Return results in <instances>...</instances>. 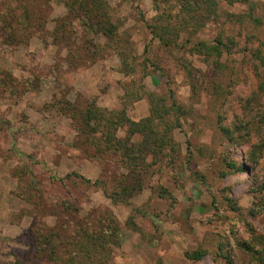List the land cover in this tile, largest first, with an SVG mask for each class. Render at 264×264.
<instances>
[{"label":"rangeland","instance_id":"rangeland-1","mask_svg":"<svg viewBox=\"0 0 264 264\" xmlns=\"http://www.w3.org/2000/svg\"><path fill=\"white\" fill-rule=\"evenodd\" d=\"M106 1L117 27L114 39L82 33L75 21L65 27L66 44L48 33L37 36L38 30L26 42L0 43V264L78 259L64 240L78 232L71 218L75 211L93 213L88 222L102 229L109 253L105 264H264V66L254 57L256 50L264 55V0H214L216 16L191 35L181 31V45L168 48L152 37L148 24L168 15L179 20L178 0ZM6 2L0 0V12ZM28 5L39 14L37 21L45 19L48 32L56 18L67 14L58 0ZM16 7L12 13L18 15L22 11ZM188 36L191 43L210 44L219 36L231 50L205 59L191 49ZM117 51L127 53V67ZM122 67L134 71L125 74ZM168 88L183 111L179 126L172 108L155 116L156 133L166 136V144L157 143L147 156L150 167L143 171L142 188L128 196L123 188L133 179L126 183L119 176L126 173L125 148L116 147L113 156L91 157L94 150L82 142L85 135L72 118L77 111L64 110L62 102L76 104L77 110L125 108L130 119L139 121L151 113V105L156 108L148 92L162 99L160 115L161 105L171 107ZM115 135L124 139L125 128ZM141 139L131 136L136 144ZM228 162L246 170L229 168ZM25 164L27 180H36L41 194L33 188L31 201L22 197L15 176ZM71 172L90 182L59 181ZM103 208L111 213L99 218ZM54 224L64 229L65 244L56 247L55 255L46 248L36 252L28 237H35L39 226ZM198 250L204 251L199 260L185 256Z\"/></svg>","mask_w":264,"mask_h":264},{"label":"trees","instance_id":"trees-1","mask_svg":"<svg viewBox=\"0 0 264 264\" xmlns=\"http://www.w3.org/2000/svg\"><path fill=\"white\" fill-rule=\"evenodd\" d=\"M29 1L30 0H7L6 4L8 6L6 5L7 7L0 12L1 44L8 46L16 45V43H19L21 40L24 42V38L32 35L33 30H38L36 33L37 36H42L48 33L58 44H66L68 37L65 27L67 24L69 26L73 25L75 21H77L82 33L87 31L93 35H99L107 39H114L117 33V27L112 22L110 6L106 0H58L66 7L67 14L56 18L55 26L53 30L49 32L44 26L45 19L41 18L40 21H37L35 15L39 14L36 13L37 11H33L31 9V7L28 5ZM39 1L44 0H38V2ZM227 1L229 3H233L235 1H242L245 3L249 2V0ZM15 4L17 6L16 8L22 11L18 15L16 13H12ZM9 11H11L10 14ZM160 14L163 15V12L160 11ZM216 14L217 3L214 0H178V12L175 16L178 15L180 18L179 20L173 22L172 15H168L169 17L166 16L162 22H153L148 24V26L150 27L152 37L157 38L161 46L167 48L176 46L179 47L181 44L177 42V39L179 38L181 31L191 35L202 28L206 20L215 17ZM237 17L240 18L241 16L238 15ZM78 38H82L81 35H78ZM85 41L87 42V38ZM186 42L191 43L189 36L187 37ZM92 44L96 45V43ZM183 45L184 44H182V46ZM191 49H193L194 52L203 55L205 59L212 55L220 57L224 51L231 50L230 47L226 45L219 36H217L214 39V43L211 44L202 40L197 41L196 43H191ZM144 52H146L145 49ZM117 54L121 58L120 64H122L124 68L127 67L125 64V61L127 60H124L127 57V53L123 51H117ZM254 57L260 61L262 66H264V55L259 50L254 52ZM146 62L150 63L155 70L159 71V68L155 67L152 62H149L148 60ZM120 70L125 74H129L131 71H134L132 67L127 70L128 73L124 71L123 67L120 68ZM168 92L172 98L170 105L171 107H166L165 104L161 105L159 108H162V115H160L157 109L159 101L162 99L148 92L147 95H149L150 101L153 102V99L156 101L154 102L156 103V108L151 105V113L139 121L130 119L126 114L125 108L108 110L105 108L99 109L90 106L84 110H77L78 107L76 104H70L68 100H63L62 102L64 104V110L71 109L72 111H77V114H72V118L78 124H81V127H79L78 124L76 125L79 133L82 132V134L85 135L84 140L86 142L82 141L81 139L80 141L83 143H89L90 148L94 150V153L91 157H99L102 155L101 152L106 153L105 155L113 156V154L116 153V147L123 146L125 148L127 152L124 161V163L127 165L124 166L126 168V173H119V176H123L126 183L128 179H133V183H131L130 186L126 185L123 188V190L129 194L128 196H131L133 192L142 188L143 171L150 167V162L147 161V156L154 154L157 143L163 147L166 144V136L160 138L156 133L155 116L161 118L164 114L168 113L169 108H172L174 109V112L177 113L175 125L179 126V115H181L183 111L180 105H178L176 102V99L173 96V91L168 88ZM120 127H124L126 130V136L124 139L118 138L115 135L116 130ZM222 129L226 133L230 134L229 129L224 127ZM98 130H102L100 136L95 135ZM135 134H139L142 137L141 141L137 144L131 141V136ZM81 152L86 156H90L87 148H82ZM226 164L229 168H234V170H246L245 166L242 164L236 165L235 162H228ZM25 165L26 166L20 167V170L16 169L15 176L17 177L18 186L22 188V197L31 201L34 199V193L32 192L33 188L37 190V196L41 197V194L38 193L39 188L36 185V180H27L26 176L29 170V165ZM73 178L78 179L80 182H90L89 179H86L83 175H80L76 172L66 174L65 178H62L59 181L65 184L66 180H71ZM72 182L75 183L74 181ZM105 193L106 196L109 197L113 202L117 201L113 195H110L107 192ZM74 201H76V199ZM34 204V207H39V203L34 202ZM68 205L72 207V203L69 201L67 202V206ZM100 213L102 214H99V218H105L102 215L107 216V214H110L111 212L109 209L103 208ZM56 218L60 219L57 214ZM71 218H75L78 232H72L73 235L76 236L72 237L71 240H69V238L64 240L68 242L66 244L72 245V247L75 248V253H77L76 255L78 259L73 258L68 260L65 257H57L55 259H51L52 262L54 261L53 264H105V260L109 257V253L101 237L102 233L100 232H102V229L98 228V231L97 229H94L93 224L88 222V219L94 218L93 213L89 212L84 216H79L75 211V215H73ZM106 218H108L110 222L114 220L112 216ZM64 222L65 221L62 220L59 223L60 226H64ZM55 225L56 224L50 227L39 226L40 231H45L40 232L38 229H36L34 230L36 234L33 231V229H35L34 226H30V231H32V233H34L36 236L33 237L30 235L28 239L33 242L34 250L36 252L40 251L42 248H46L47 251L55 255L56 247L58 245L62 246L65 244L62 236L64 229H57ZM101 228L104 227L101 226ZM113 232H115V228L113 229ZM203 255V250L185 252V256L192 260H199ZM56 261H59L60 263H56Z\"/></svg>","mask_w":264,"mask_h":264}]
</instances>
